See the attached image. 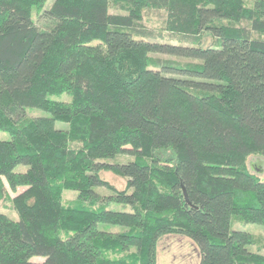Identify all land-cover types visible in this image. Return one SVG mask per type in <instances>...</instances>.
<instances>
[{
    "label": "trees",
    "instance_id": "1",
    "mask_svg": "<svg viewBox=\"0 0 264 264\" xmlns=\"http://www.w3.org/2000/svg\"><path fill=\"white\" fill-rule=\"evenodd\" d=\"M46 2L0 0V201L17 214L0 208V264H158L168 235L200 264H264V236L232 228L264 225L248 167L264 155V0Z\"/></svg>",
    "mask_w": 264,
    "mask_h": 264
},
{
    "label": "rangeland",
    "instance_id": "2",
    "mask_svg": "<svg viewBox=\"0 0 264 264\" xmlns=\"http://www.w3.org/2000/svg\"><path fill=\"white\" fill-rule=\"evenodd\" d=\"M55 0H47L44 10H48ZM112 13H117L115 10H111ZM32 19L34 22H37V12L33 11ZM163 14L158 11L149 12L143 19L142 25L150 30L157 33L160 28H162ZM163 42H170L166 39H163ZM171 43V42H170ZM175 43V42H172ZM163 59H176L168 55H160ZM181 62L186 61L184 59H176ZM177 76V75H176ZM55 101H64L70 102L71 97L68 94L55 95L51 97ZM26 114L32 117H47L49 114L41 109L37 108H28ZM57 129H68V124L64 122H56ZM0 139L9 140L10 136L7 133L0 132ZM113 162V161H111ZM248 167L252 173L258 176L261 180L264 179V155L262 154H252L248 158ZM20 169H24L20 167ZM101 177L108 181L110 184L115 186L117 189H124L126 187V180L117 176L112 172H102ZM8 195L13 197L18 193L23 191L22 187L17 188V192H13L8 185L6 184ZM76 195L75 192L67 191L65 193L66 199H72ZM1 210L6 213L11 218H17L16 212L10 208V203L8 200L0 201ZM109 210L113 211H131L129 206H123L120 204H114L108 206ZM99 228L104 231L110 232H121L124 231V227L117 225H99ZM233 230H241L252 233L257 236H264V225L258 224H244L240 222L233 223ZM251 251H256V245L250 247ZM264 253V250H262ZM32 262H43L44 257L34 256L31 258ZM157 262L158 264H200V251L198 246L188 237L182 235H168L163 237L157 247Z\"/></svg>",
    "mask_w": 264,
    "mask_h": 264
},
{
    "label": "water",
    "instance_id": "3",
    "mask_svg": "<svg viewBox=\"0 0 264 264\" xmlns=\"http://www.w3.org/2000/svg\"><path fill=\"white\" fill-rule=\"evenodd\" d=\"M185 195H186V193H185Z\"/></svg>",
    "mask_w": 264,
    "mask_h": 264
}]
</instances>
